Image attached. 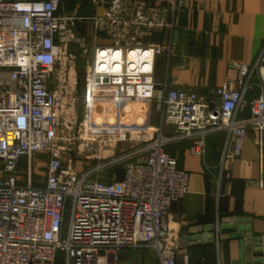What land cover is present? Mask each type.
I'll list each match as a JSON object with an SVG mask.
<instances>
[{"label": "built area", "instance_id": "2783aa9c", "mask_svg": "<svg viewBox=\"0 0 264 264\" xmlns=\"http://www.w3.org/2000/svg\"><path fill=\"white\" fill-rule=\"evenodd\" d=\"M201 1L75 0L67 8L65 0H0V264H57L59 254L64 264H100V252L123 247H149L160 264H176L169 212L187 193L190 173L165 145L178 138L204 156L205 135L223 130L237 156L251 134L264 186V50L253 65L239 66V79L215 88L216 100L168 89L156 76L157 56L174 53L178 17ZM81 57L85 121H97L96 100L158 95L162 103L157 126L118 133L102 125L80 135L95 162L86 171L65 159L59 143L76 123L67 111L76 113ZM254 72L261 93L240 119ZM127 139L142 147L103 155L100 145ZM40 152L48 155L43 186L34 183Z\"/></svg>", "mask_w": 264, "mask_h": 264}, {"label": "crops", "instance_id": "0c3cea01", "mask_svg": "<svg viewBox=\"0 0 264 264\" xmlns=\"http://www.w3.org/2000/svg\"><path fill=\"white\" fill-rule=\"evenodd\" d=\"M87 8L92 11L88 6L83 10ZM173 41L174 53L157 56L156 76L168 89H193L206 100H216L215 88L227 80L239 79V66L253 65L264 50V0L201 1L193 11L178 17ZM258 82L254 72L238 118L250 116L249 102L261 93ZM84 93L78 94L75 109L77 113L83 97L86 116ZM115 100L119 101L123 132L161 123L158 95ZM165 128L172 134L173 127ZM191 143V139L178 138L165 145L179 168L190 173L187 193L171 204L169 212V238L178 244L176 264H256L255 254L260 248L254 238L264 236V186L259 184V149L252 135L244 139L237 156L232 152V137L223 130L205 135L204 156L192 154ZM140 147L142 144L134 142L129 150ZM40 155L45 156V162L34 181L37 186L45 185L47 171L48 155L40 152L34 158ZM117 175L121 178L123 171ZM231 223L233 228L220 229ZM61 258L58 255L57 264H64ZM98 259L100 264H160L156 252L149 247L100 252Z\"/></svg>", "mask_w": 264, "mask_h": 264}, {"label": "rangeland", "instance_id": "374dc122", "mask_svg": "<svg viewBox=\"0 0 264 264\" xmlns=\"http://www.w3.org/2000/svg\"><path fill=\"white\" fill-rule=\"evenodd\" d=\"M66 2V6L67 8H73L74 4H75V0H65ZM84 12L86 13H90L91 10H89L88 8L84 10ZM161 56V55H160ZM86 58L82 57L81 60L79 61L80 64V72H82V81L79 80L78 83V90H77V96L79 94V96H83V93L86 89V80H85V74H86ZM81 79V78H80ZM118 100H96L93 103V106L95 108H97L99 110H97V116H96V120L92 123L87 122V120L85 121V112L83 107L84 106V101H83V97L81 99V103H79V108L77 110V113H75L74 111L71 112V115H69L70 111H67L68 115V119H70L71 121L76 123L73 126V129L67 130L65 132V134L63 135V138L60 140V145L64 148V157L67 160H72L73 163L76 165V167L81 170V171H86L88 170L90 167L95 165V162L91 160V158H89L91 156L88 148L86 145L83 144V140L79 137L80 135H85V132H90L92 134L94 133H98L97 128L99 126L105 125L107 127H109L110 129H113L115 131H118V133L123 132L122 129V125H121V119H120V110L119 108V104H118ZM78 104V103H77ZM119 110L117 111L116 110ZM116 112V113H115ZM77 115V117H76ZM123 118L125 114H122ZM88 119V118H86ZM96 143V142H95ZM134 144L133 140H121L118 141L114 147H115V153L116 155H120L122 150H125V152H128L130 147ZM97 145V143H96ZM100 149L103 153V155H109L111 154V152L113 151V147H109V146H104V145H100ZM45 162V156L44 155H40L39 158H34V179L37 178V175L40 173V170L42 169V165ZM122 167L119 166L116 168V171L118 173L122 172ZM68 225V220H66L65 223V230L67 228Z\"/></svg>", "mask_w": 264, "mask_h": 264}, {"label": "water", "instance_id": "95a60500", "mask_svg": "<svg viewBox=\"0 0 264 264\" xmlns=\"http://www.w3.org/2000/svg\"><path fill=\"white\" fill-rule=\"evenodd\" d=\"M234 224H224L221 225L220 229L222 228H233ZM236 235V234H235ZM249 235L251 236L252 233H249ZM256 245L260 248L257 252H256V264H264V236L263 237H255L254 238Z\"/></svg>", "mask_w": 264, "mask_h": 264}, {"label": "trees", "instance_id": "16d2710c", "mask_svg": "<svg viewBox=\"0 0 264 264\" xmlns=\"http://www.w3.org/2000/svg\"><path fill=\"white\" fill-rule=\"evenodd\" d=\"M79 69H80V68H79ZM81 74H82V72H80V70H79V78H81L80 80L82 81V78H83V77H82ZM61 257H62V254H59V258H61ZM61 259H62V258H61Z\"/></svg>", "mask_w": 264, "mask_h": 264}]
</instances>
